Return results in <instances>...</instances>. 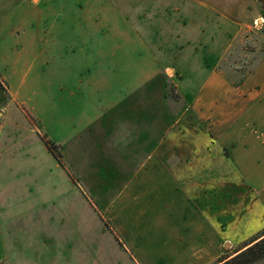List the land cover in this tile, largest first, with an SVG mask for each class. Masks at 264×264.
Wrapping results in <instances>:
<instances>
[{
    "label": "rangeland",
    "instance_id": "rangeland-1",
    "mask_svg": "<svg viewBox=\"0 0 264 264\" xmlns=\"http://www.w3.org/2000/svg\"><path fill=\"white\" fill-rule=\"evenodd\" d=\"M202 1L225 8L227 19L239 20L240 27L226 26L219 35L218 17L206 18L185 0H0V30L17 31L19 42L10 47L22 55L24 69L29 56L46 58L33 66L38 81L21 93L25 103L7 101L0 164H33L34 178L49 181L51 195H60L47 202L0 197V264H168L175 251L162 248L161 227L172 213L169 201H182L189 212L191 205L209 203L203 227L210 229V241L233 244L222 247L216 263L264 234V200L255 197L243 172L222 163L228 153H214L215 144L207 146L209 169L181 171L179 182L150 163L139 169L154 143L146 138L140 146L132 139L138 132L147 137L176 129L213 138L202 116L214 108L203 111L190 102L211 72L238 87L264 60V5L242 0L250 5L237 17L229 14L239 9L236 0ZM189 7L208 20H192ZM8 48L0 42V53ZM212 96L220 100L222 92ZM122 97L129 105L117 109L125 115H112L107 104ZM102 112L107 114L100 121L86 123ZM43 137L58 150L47 151ZM12 173L24 190L28 171ZM193 178L209 182L200 189L204 194L183 191ZM127 184L129 194L123 193ZM172 217L179 226L187 222ZM185 251L177 252L179 262ZM253 264H264V257Z\"/></svg>",
    "mask_w": 264,
    "mask_h": 264
},
{
    "label": "crops",
    "instance_id": "crops-1",
    "mask_svg": "<svg viewBox=\"0 0 264 264\" xmlns=\"http://www.w3.org/2000/svg\"><path fill=\"white\" fill-rule=\"evenodd\" d=\"M35 1L36 3L38 2V0ZM185 1H187L191 7L197 5L203 9L206 12V18H208L210 13L215 14L220 21L218 24L217 22L215 23L216 26L220 24L222 27L219 35H224L223 31H225L226 26L240 27L239 20L233 21L234 18H231V16L230 20L227 19L226 14L228 13L225 11V8L211 6L209 2H204L202 0ZM4 2L5 5H11L12 0H4ZM236 2L239 3V9L229 14L238 17V13L245 10L247 5H250V2L247 1L243 3L242 0H236ZM188 16L191 17L192 20L203 21L206 19L205 17L204 19L203 17L201 18L198 12L194 13L193 8L190 7ZM244 16L245 13H241L240 17ZM1 25L2 23L0 22V26ZM17 39H19L17 31L11 30L5 35L2 30H0V42L9 44V48L0 53V82L3 87V90L0 88V118L3 117L7 108V101H17L21 104L25 103L21 93L28 92V90L33 88V79H36L35 82L38 81L35 76L38 74L33 70V66H35L37 60H40L41 63L46 60L43 55H36V57L29 56L28 62L26 63L28 66L24 69L25 63L22 55L20 53L18 54V50L13 51L10 47L11 44L13 47V43L19 42ZM54 71H56V69H54ZM156 72L157 71H152L151 75L154 76ZM58 80L60 81V79ZM62 81H64V78ZM35 86L34 84V87ZM215 92H222V99H214L212 94ZM199 93L200 94H197L190 103L193 105L195 103V106L202 105L203 111L210 107L214 108L211 115L202 116L204 119H209L206 121H208L209 127H211L213 131V138L208 136L205 132H186L176 129L168 130L164 134H162L161 131H153L152 133H147V137L145 132H138L132 139H136L140 146L146 144V138L154 143L152 151L148 153V159L142 162L143 165L139 166V169L144 171L150 163L153 169L169 171V174L172 176L175 174L176 182H179L180 177L177 176L181 174L179 173L181 171L194 172L209 169L210 158L208 161L209 148H207V146L213 147L215 144L216 146L213 147L214 153H221L223 150H226L228 153V158L222 161V163L225 162L235 170L243 172L244 175H242V177H244L248 185L255 191L252 193H254L258 200H264V60L255 67V70L252 71L250 76L238 87L229 85V83L219 76V73L217 74L215 71L211 72L209 77L204 81ZM200 95L201 97H199ZM126 101L127 99L122 97L120 100H115L107 104L110 108L108 111H112V115H119L121 112L123 117L125 115L124 111H118L117 108H119V104L122 102H124V107L128 106L129 104L126 103ZM106 114L107 113L104 114V112L99 113L95 118H89L86 123H97L104 118ZM53 140L60 142L57 139ZM133 143L136 144L135 142ZM122 150H125V148H122L121 151ZM206 150L208 151L206 152ZM187 162L190 163L183 166V164H187ZM4 170H8L9 174L5 175L1 173ZM19 170L28 171L23 180L26 185L25 189L21 191L18 190V181L14 178L15 176L12 173L13 171ZM34 171H37V169L30 163L27 164L25 168L23 166L18 168L11 163H6L5 165L0 164V197L4 195L6 201L8 200L9 203H11L17 200L16 197H19V194L25 197L26 201L41 202H47L50 197L60 196L58 191H55L58 195L52 196L49 181L43 179L42 182L37 181L33 175ZM187 182V185H181L183 191L185 190L190 196L204 194L200 189L209 183L204 179L198 178L188 179ZM138 183H144L143 179L138 180ZM129 186L130 185L127 184L128 189L125 188L123 193L129 194L131 192ZM172 188L174 189L173 185ZM181 203L176 204L175 201L168 202V208L172 213L170 219L168 218V223L166 222L165 226L163 225L161 227V233L166 236L165 240L161 243L162 248L170 249L171 252L175 251L172 252L175 257L172 256L171 259H168V264H216V259L223 254L221 251L222 247L226 245V243H230V241H210L211 231L203 227V225L206 224L204 221L208 223L210 220L209 203L206 205H204V203L191 205L189 206L190 212L188 208L183 204L181 205ZM184 204L188 205L185 202ZM119 205L120 204L115 203L114 206L118 207ZM179 206L183 208H179ZM239 206L240 208L237 211L241 212L242 205L240 204ZM186 211L189 217L185 215ZM173 214L184 217L181 220H187V222L179 226V224L174 221L175 217H172ZM260 216L262 222L259 224V229L264 227V208ZM188 219L192 220L191 223L188 222ZM0 220H2L1 215ZM2 234V221H0V261L4 252ZM199 238H201L200 243L197 241ZM166 241L169 242V245L166 244ZM183 251L186 252L185 258L181 259L183 260L182 262H179V255L177 252Z\"/></svg>",
    "mask_w": 264,
    "mask_h": 264
},
{
    "label": "trees",
    "instance_id": "trees-1",
    "mask_svg": "<svg viewBox=\"0 0 264 264\" xmlns=\"http://www.w3.org/2000/svg\"><path fill=\"white\" fill-rule=\"evenodd\" d=\"M262 5H264V0H257ZM0 88L3 87L0 82ZM44 146L47 151L52 154L58 150L55 144L46 140L45 137L42 138ZM59 156H57L58 159ZM61 157V156H60ZM264 257V234L259 238L253 239L250 243L244 245L241 249L237 250L231 256H222L219 258L216 264H253L254 262L262 259Z\"/></svg>",
    "mask_w": 264,
    "mask_h": 264
},
{
    "label": "built area",
    "instance_id": "built-area-1",
    "mask_svg": "<svg viewBox=\"0 0 264 264\" xmlns=\"http://www.w3.org/2000/svg\"><path fill=\"white\" fill-rule=\"evenodd\" d=\"M1 129H2V127H1V124H0V133H1Z\"/></svg>",
    "mask_w": 264,
    "mask_h": 264
}]
</instances>
